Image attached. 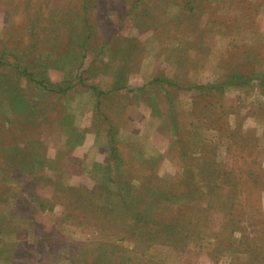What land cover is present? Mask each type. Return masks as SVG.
Instances as JSON below:
<instances>
[{
  "label": "rangeland",
  "instance_id": "rangeland-1",
  "mask_svg": "<svg viewBox=\"0 0 264 264\" xmlns=\"http://www.w3.org/2000/svg\"><path fill=\"white\" fill-rule=\"evenodd\" d=\"M194 2L0 0V264H264V0Z\"/></svg>",
  "mask_w": 264,
  "mask_h": 264
},
{
  "label": "trees",
  "instance_id": "trees-1",
  "mask_svg": "<svg viewBox=\"0 0 264 264\" xmlns=\"http://www.w3.org/2000/svg\"><path fill=\"white\" fill-rule=\"evenodd\" d=\"M181 2H182V5L180 6V10H179V12H180V14H181V16H182V18H186V20L190 17V16H192L193 14H194V18H192V19H190V20H188V22H189V27L191 26V25H194L196 22H198L199 20H200V18H201V16H203L204 15V13L205 12H208L206 9H205V7H198L197 5H196V3L194 2V0H180ZM221 0H218V3L220 2ZM220 4V3H219ZM189 12L190 13H192V14H189ZM243 13H242V11H239V15H242ZM95 20H87V19H85V32H86V37L84 38V44H86V41L88 40V39H91V38H93L94 37V35H93V28L92 27H94L93 26V24L94 25H96V23L94 22ZM194 26H192V30L193 29H197V27H198V24L196 23V25H195V27L193 28ZM91 36H93V37H91ZM188 44V43H187ZM186 45V44H185ZM83 46V45H82ZM84 46H86V45H84ZM183 50L185 51V53H184V55L183 56H187L188 54H189V52H187L186 50H187V47L186 46H184V48H183ZM121 75H122V73H121ZM79 78L81 79L82 77L81 76H79ZM120 78L121 79H124V74L122 75V76H120ZM161 80V78L160 77H156V78H154L152 81H151V83H153V82H156V81H160ZM168 82H169V84H173V83H171L172 82V80H168ZM37 83L39 84V85H44L43 84V82L42 81H37ZM150 83V84H151ZM69 84V83H68ZM116 85H120V79L118 80V82H117V84ZM70 87H72V85H70ZM61 90H63V89H61ZM101 208H103V206L101 205ZM105 211V210H104ZM111 213V212H110ZM109 213V214H110ZM122 213V212H121ZM116 214H118V213H112V215H116ZM113 223H114V225L115 224H118V225H123L124 224V222L122 221V216H120V215H117V216H115L114 218H113ZM109 224H111L112 225V223L111 222H109ZM91 244V243H90ZM95 246L93 247V248H91L90 249V251H95V252H98V253H100V254H103V255H107V256H112V257H115V256H118L117 255V252L116 251H114V247H115V245L114 244H105V243H103V242H99V241H95Z\"/></svg>",
  "mask_w": 264,
  "mask_h": 264
}]
</instances>
